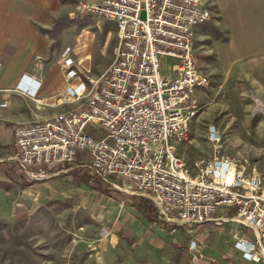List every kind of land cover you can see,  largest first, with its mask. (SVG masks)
Returning a JSON list of instances; mask_svg holds the SVG:
<instances>
[{
	"label": "built area",
	"instance_id": "obj_1",
	"mask_svg": "<svg viewBox=\"0 0 264 264\" xmlns=\"http://www.w3.org/2000/svg\"><path fill=\"white\" fill-rule=\"evenodd\" d=\"M77 11L98 17L102 25L115 24L114 61L96 84L90 80L89 87L84 81L68 87L67 100L86 97L83 106L15 128L13 161L19 172L37 180L45 176L44 168L66 167L86 152L91 161L80 167L111 189L149 199L164 228L195 235L205 225L225 231L230 224L235 248L247 260L264 264L260 170L249 171L217 153L190 166L181 154L198 114L196 91L210 83L195 42L196 27L214 16L210 4L104 0L80 3ZM69 51L63 55V69L67 79L74 80L79 74ZM162 57L175 62L167 75L161 71ZM27 82L26 90L36 95L40 84ZM91 126L104 136L97 138ZM209 140L219 142L220 136L211 130ZM190 248L201 253L205 246L196 237Z\"/></svg>",
	"mask_w": 264,
	"mask_h": 264
},
{
	"label": "rangeland",
	"instance_id": "obj_2",
	"mask_svg": "<svg viewBox=\"0 0 264 264\" xmlns=\"http://www.w3.org/2000/svg\"><path fill=\"white\" fill-rule=\"evenodd\" d=\"M60 1L66 7L58 18L56 46L66 47L62 56L70 50L79 79L89 87L114 61L118 32L113 22L102 25L98 17L79 14L85 0ZM206 2L214 16L196 27L195 42L210 83L196 91L198 114L181 154L193 166L217 153L249 171L259 169L264 181V0ZM174 63L161 58L163 75ZM89 130L104 136L99 128ZM211 130L219 142L209 140ZM11 173L12 183L0 178V264H256L235 248L230 224L225 231L209 224L195 235L177 234L162 226L158 214L148 219L143 197L115 189L108 196L96 177L89 181L97 190L67 172L32 180L16 164ZM196 237L205 246L201 253L190 248Z\"/></svg>",
	"mask_w": 264,
	"mask_h": 264
},
{
	"label": "crops",
	"instance_id": "obj_3",
	"mask_svg": "<svg viewBox=\"0 0 264 264\" xmlns=\"http://www.w3.org/2000/svg\"><path fill=\"white\" fill-rule=\"evenodd\" d=\"M85 1L93 4L104 0ZM65 7L60 0H0V178L8 179L6 181L11 183L14 179L10 175L11 169L16 165L13 157L17 152L15 128L50 119L56 114L64 113L62 109H69L77 102L67 100L68 87L76 86L81 80L67 79L62 56L66 47L59 50L56 46L58 18ZM72 57L79 71L78 62L73 55ZM27 81H36V86L40 84V91L36 95L26 90ZM20 88L26 93L19 92ZM3 103L8 106L3 107ZM90 161V157L85 156L66 167L44 168V177L51 178L61 172L74 176L70 173L76 169L89 176L90 173L80 165ZM75 178L91 187V181L83 183ZM106 189L114 192L109 187ZM138 197H143L147 204L153 206L146 197Z\"/></svg>",
	"mask_w": 264,
	"mask_h": 264
},
{
	"label": "trees",
	"instance_id": "obj_4",
	"mask_svg": "<svg viewBox=\"0 0 264 264\" xmlns=\"http://www.w3.org/2000/svg\"><path fill=\"white\" fill-rule=\"evenodd\" d=\"M70 174H73L75 177H77L79 180H81L83 183H87L89 182V176L87 173H83L82 171H80L79 169L73 170ZM98 187H95V189L97 190ZM104 194L106 195H111V193L109 192V190L102 189L101 190ZM143 209L145 214H147V217L149 220L151 221H155L157 219V211L156 208L153 206H148L147 203H143L142 204Z\"/></svg>",
	"mask_w": 264,
	"mask_h": 264
}]
</instances>
